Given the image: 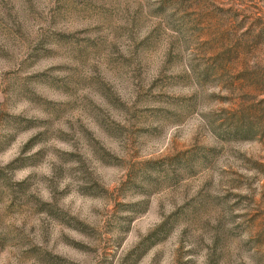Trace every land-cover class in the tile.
<instances>
[{
  "label": "rangeland",
  "instance_id": "rangeland-1",
  "mask_svg": "<svg viewBox=\"0 0 264 264\" xmlns=\"http://www.w3.org/2000/svg\"><path fill=\"white\" fill-rule=\"evenodd\" d=\"M0 264H264V0H0Z\"/></svg>",
  "mask_w": 264,
  "mask_h": 264
},
{
  "label": "trees",
  "instance_id": "trees-1",
  "mask_svg": "<svg viewBox=\"0 0 264 264\" xmlns=\"http://www.w3.org/2000/svg\"><path fill=\"white\" fill-rule=\"evenodd\" d=\"M238 124L239 123L235 124V128L233 127L231 129L234 138H240V136L248 135L252 132L251 128H242V127H239Z\"/></svg>",
  "mask_w": 264,
  "mask_h": 264
}]
</instances>
